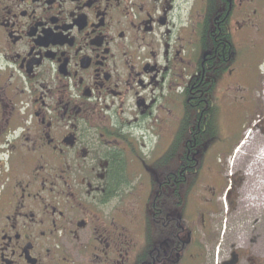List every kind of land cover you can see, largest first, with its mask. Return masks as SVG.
Instances as JSON below:
<instances>
[{"label":"flooded vegetation","instance_id":"1","mask_svg":"<svg viewBox=\"0 0 264 264\" xmlns=\"http://www.w3.org/2000/svg\"><path fill=\"white\" fill-rule=\"evenodd\" d=\"M263 67L264 0H0V264H264Z\"/></svg>","mask_w":264,"mask_h":264},{"label":"rangeland","instance_id":"2","mask_svg":"<svg viewBox=\"0 0 264 264\" xmlns=\"http://www.w3.org/2000/svg\"><path fill=\"white\" fill-rule=\"evenodd\" d=\"M262 74L264 75V67ZM261 85L262 92L255 94L257 98L255 113H253L255 109L254 103L251 104L249 109L250 120L243 119L240 123L235 122L233 131L229 132L230 136L228 135L226 138H223V145L227 146L236 142L239 136V142L231 152L230 157L226 162H221V169L222 171L226 170L227 177L230 176L231 172L234 174L233 176L239 177L238 180L242 181V189L244 188L245 192L252 188L251 182L253 180L255 181V186L257 183H263L262 186L264 185V163L254 164L255 166L249 170L254 157L264 148V80ZM242 125L245 128L240 133ZM247 172H249V175H247ZM255 192L259 191L255 190Z\"/></svg>","mask_w":264,"mask_h":264},{"label":"bare ground","instance_id":"3","mask_svg":"<svg viewBox=\"0 0 264 264\" xmlns=\"http://www.w3.org/2000/svg\"><path fill=\"white\" fill-rule=\"evenodd\" d=\"M264 148L261 152L258 153V155H256V157H254V159L252 160V163L250 164L249 170H251V168L261 162L264 163ZM262 163V164H263ZM255 164V165H254ZM248 170V171H249ZM251 174V173H250ZM247 175H249V172H247Z\"/></svg>","mask_w":264,"mask_h":264}]
</instances>
